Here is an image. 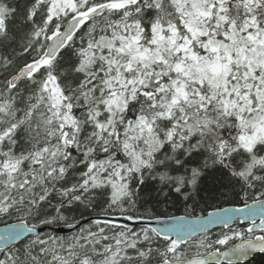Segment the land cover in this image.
Listing matches in <instances>:
<instances>
[{"label": "snow or ice", "instance_id": "obj_1", "mask_svg": "<svg viewBox=\"0 0 264 264\" xmlns=\"http://www.w3.org/2000/svg\"><path fill=\"white\" fill-rule=\"evenodd\" d=\"M0 73V264L264 254V0H0Z\"/></svg>", "mask_w": 264, "mask_h": 264}, {"label": "trees", "instance_id": "obj_2", "mask_svg": "<svg viewBox=\"0 0 264 264\" xmlns=\"http://www.w3.org/2000/svg\"><path fill=\"white\" fill-rule=\"evenodd\" d=\"M2 75L3 74L0 73V77H2ZM222 206H230V205L224 203ZM149 207H151V205H149ZM201 207H203V205H201ZM163 208H167V210L170 214H175V215H182V214H184V211H185V206H184V203L182 201H176L174 204L173 203L163 204V205H161V209H163ZM99 210H100L99 207H97V212H99ZM209 210H211V209H209ZM194 214H201L199 211V208H197V210ZM203 214H206V212ZM76 215L78 216V213ZM91 215L95 216V213H92ZM11 222H15L14 219L8 221V223H11ZM0 225H4L3 222H0ZM134 229L139 230L138 227H135ZM45 231H48V229H45ZM0 258H2V257H0ZM248 264H264V254L254 255L251 259H249Z\"/></svg>", "mask_w": 264, "mask_h": 264}, {"label": "water", "instance_id": "obj_3", "mask_svg": "<svg viewBox=\"0 0 264 264\" xmlns=\"http://www.w3.org/2000/svg\"><path fill=\"white\" fill-rule=\"evenodd\" d=\"M112 219H115L120 224H128L130 227H133V228H135V227L140 228L141 226H148V227L157 226L155 219H146V220H141V221H128V220H126L120 216L112 217ZM11 223H13V222H11ZM3 226L4 225H0V227H3ZM217 228H221V227L220 226H212L211 231L214 229H217ZM56 232L60 235H68L71 233V230L64 228L63 226H60L56 229Z\"/></svg>", "mask_w": 264, "mask_h": 264}, {"label": "flooded vegetation", "instance_id": "obj_4", "mask_svg": "<svg viewBox=\"0 0 264 264\" xmlns=\"http://www.w3.org/2000/svg\"><path fill=\"white\" fill-rule=\"evenodd\" d=\"M244 226L246 227L247 226V223H245ZM221 230H222L221 228H218V229H215V230H213L211 232L214 234V233H217V232H219Z\"/></svg>", "mask_w": 264, "mask_h": 264}]
</instances>
